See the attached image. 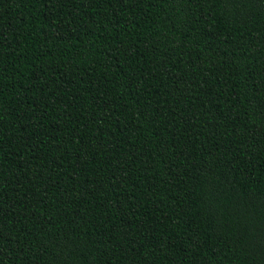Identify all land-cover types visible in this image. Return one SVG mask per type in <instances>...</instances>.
<instances>
[{"label":"trees","instance_id":"obj_1","mask_svg":"<svg viewBox=\"0 0 264 264\" xmlns=\"http://www.w3.org/2000/svg\"><path fill=\"white\" fill-rule=\"evenodd\" d=\"M0 264H264V0H0Z\"/></svg>","mask_w":264,"mask_h":264}]
</instances>
